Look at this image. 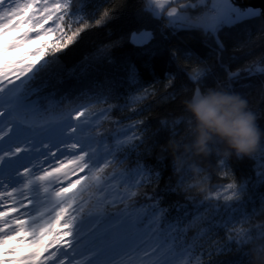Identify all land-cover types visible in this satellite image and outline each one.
Returning <instances> with one entry per match:
<instances>
[{"label":"trees","instance_id":"trees-1","mask_svg":"<svg viewBox=\"0 0 264 264\" xmlns=\"http://www.w3.org/2000/svg\"><path fill=\"white\" fill-rule=\"evenodd\" d=\"M173 3L189 11L192 17L207 10L196 0ZM192 4L196 6H188ZM72 12L75 14L73 27L79 23L77 17L91 26L69 47L49 57V63L29 82L34 89L33 106L25 113L32 125L30 131L37 134L50 130L49 137L73 142L62 133L68 123H73L70 116L85 108L87 116L103 117L96 123L98 129L85 128L83 133L78 129V134L90 132L100 140L96 136L99 131L111 146V134L118 126L136 124L134 131L143 136V144L136 149L141 156L132 154L127 159L118 156L105 174L128 169L139 158L152 167L153 175L131 190L135 192L131 199L106 205L105 216L97 227H109L115 214L125 210V204L127 211L135 214L142 208L151 210L150 206L156 202L166 209L164 215L168 222L176 223L184 231L181 239L192 249L185 264H245L244 252L264 245V239H254L238 249L229 242V236L237 228L251 230L253 236L264 231V182L257 179L260 160H264V140L255 153L243 158L235 155L224 158L215 151L206 157L185 153L183 145L191 142L194 124L185 101L192 97L196 87L201 91L221 88L237 93L247 100L248 108L257 115V123L264 130V74L249 75L246 71H254L257 65L264 66L262 13L225 27L219 33L221 50L199 30L171 27L170 19L165 14H155L148 0H73ZM97 19L101 24L95 23ZM141 29L152 31L150 42L136 44L131 40V33ZM132 69H135L134 81L130 79ZM197 69L207 71L194 83L189 75ZM237 70H240L239 76L230 80L229 72ZM102 110H107L106 114ZM177 117L182 118L178 125L174 122ZM162 120L167 125L161 124ZM169 141L181 147L174 153ZM96 146L100 148L99 144ZM176 156L186 161L179 171ZM219 159L227 161L226 169L219 166ZM192 163L198 164L199 173L189 167ZM233 180L241 188L245 180L249 182L242 211L231 212L222 199H206L220 185ZM113 183L120 192L126 187L119 175ZM201 202L202 206L197 207ZM230 203L233 208L239 207L236 201ZM178 206L182 207L178 210ZM229 214L234 223L226 230L221 225ZM116 230L110 228V231ZM221 247L225 251L218 252Z\"/></svg>","mask_w":264,"mask_h":264},{"label":"snow or ice","instance_id":"snow-or-ice-1","mask_svg":"<svg viewBox=\"0 0 264 264\" xmlns=\"http://www.w3.org/2000/svg\"><path fill=\"white\" fill-rule=\"evenodd\" d=\"M148 2L155 5L153 11L158 15L164 0ZM198 2L207 10L195 18L181 15L177 8H172L167 13L170 26L199 30L221 50L223 43L219 33L225 27L256 18L262 11L254 7L240 8L233 0H210V6H207L209 0ZM72 3L73 0H0V264H185L192 249L181 239L184 231L176 223L168 222L164 215L166 209L156 202L150 206L151 210L142 208L135 214L129 213L125 204V210L115 214L109 227H97L105 216L106 205L131 199L135 195L131 190L153 175L152 167L139 158L128 169L105 174L118 156L124 159L132 154L141 156L136 149L143 144V136L134 131L136 124L118 126L111 134L113 143L109 146L99 131L96 136L101 137L100 140L90 132L78 134V129L81 133L85 128L98 129L96 122L88 120V110L81 108L70 116L75 126L68 123L62 133L73 142L59 141L63 144V151L57 146L60 156L52 151L41 154L45 160L51 157L55 163L36 172L27 166L22 171L17 170L21 161L32 163L27 146L31 141L26 135L32 125L25 117L33 106L34 89L29 82L37 78L49 63V57L69 47L91 26L77 17L79 23L73 27ZM101 22L100 19L95 21L97 25ZM151 39L150 32L131 35L136 44H146ZM206 71L197 69L189 78L198 83ZM246 71L249 75L264 74V66L257 65L254 71ZM239 74L240 70L229 72V79ZM130 79H136L135 69ZM199 91L201 89L196 87L195 92ZM102 111L106 114L107 110ZM181 119L175 118V124H180ZM116 123L119 125V121ZM167 123L161 121L163 125ZM21 153L28 155L21 157ZM14 157L17 159L13 160ZM218 164L222 169L227 168L225 159H219ZM260 168L257 179L264 182V164ZM117 175L128 189L123 193L113 183ZM5 179L9 183H4ZM248 183L245 180L241 188L233 180L220 185L219 190L206 199H222L226 209L242 211ZM89 201H92L90 206ZM232 201L238 202L239 207L233 208ZM179 207L182 206H178V210ZM232 223L229 214L221 226L227 230ZM110 228L117 230L110 231ZM254 239H264V231L253 236L251 230L237 228L229 236V242L238 249ZM217 251L225 249L221 247ZM244 255L245 264H252V250H246Z\"/></svg>","mask_w":264,"mask_h":264},{"label":"clouds","instance_id":"clouds-1","mask_svg":"<svg viewBox=\"0 0 264 264\" xmlns=\"http://www.w3.org/2000/svg\"><path fill=\"white\" fill-rule=\"evenodd\" d=\"M187 110L192 114V140L183 145L185 153L195 156H218L230 158L235 155L243 158L255 153L264 140V130L257 123V115L248 108V102L241 95L221 88H209L194 92L185 101ZM175 153L181 146L169 141ZM177 171L186 162L176 156ZM194 173H199L198 164L189 165ZM264 245L252 249V264H264Z\"/></svg>","mask_w":264,"mask_h":264},{"label":"rangeland","instance_id":"rangeland-1","mask_svg":"<svg viewBox=\"0 0 264 264\" xmlns=\"http://www.w3.org/2000/svg\"><path fill=\"white\" fill-rule=\"evenodd\" d=\"M175 0H164V3H163V7L160 8L159 10V14L160 16H162L163 14H165V16L170 19L167 15V13L169 11H171L172 8H177L178 9V13L181 14V15H187L189 17H192L191 16V13L187 10H182L179 6H177L176 4H174ZM198 2V0H196ZM235 1V0H234ZM234 3V2H233ZM186 4V3H184ZM210 5V0H209V3ZM235 4V3H234ZM236 6L242 8L239 4H235ZM150 6L154 9L155 8V5H152L150 4ZM192 18H195V17H192ZM139 32H150L152 33L151 30L149 29H141V30H135L131 33V35L133 33H139ZM131 38V36H130ZM87 115V114H86ZM88 120L90 122L94 121V122H98L101 120V118L103 117V115H98V116H91V115H88ZM84 119V118H82ZM72 123V121H71ZM73 123H75V121L73 120ZM72 123V124H73ZM50 130H42V131H39L37 134L35 132H31V131H28L26 133V135L29 137L30 139V143L27 145L28 148L30 149L31 151V155H32V163H28L27 161H21L20 164L17 165V170L19 171H22L23 170V167L24 166H27L29 168H32L34 172L38 171L39 168L41 167H48L49 164H52V163H55V161L52 160L51 157H48L47 160L44 159V155H47V153L49 151H52V152H57V146H59V148L61 149V151H63V144H59V138H53V137H49ZM58 133V132H56ZM52 134V133H51ZM7 139V138H5ZM65 143H71L70 141H64ZM41 154H44V155H41ZM28 155V153H21L20 156L23 157V156H26ZM57 155L60 156L61 153L60 152H57ZM17 158H13V160H16ZM261 164H264V160H260V163H259V170H261L260 168V165ZM33 165H36L35 168H33ZM84 173H80L79 175H83ZM12 175L14 176L15 175V172H12ZM76 177H73V179H75ZM118 182V180H117ZM4 183H9V181L7 179L4 180ZM126 190H128L126 187L125 189H122V192H125ZM219 190V189H218ZM217 190V191H218ZM86 255V253H85ZM77 259H79V257H77Z\"/></svg>","mask_w":264,"mask_h":264},{"label":"water","instance_id":"water-1","mask_svg":"<svg viewBox=\"0 0 264 264\" xmlns=\"http://www.w3.org/2000/svg\"><path fill=\"white\" fill-rule=\"evenodd\" d=\"M235 4H239L242 8L254 7L261 9V13L264 17V0H233Z\"/></svg>","mask_w":264,"mask_h":264}]
</instances>
